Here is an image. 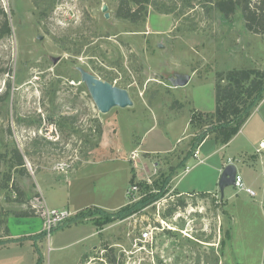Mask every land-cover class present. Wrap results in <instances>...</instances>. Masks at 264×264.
<instances>
[{"label":"rangeland","instance_id":"1","mask_svg":"<svg viewBox=\"0 0 264 264\" xmlns=\"http://www.w3.org/2000/svg\"><path fill=\"white\" fill-rule=\"evenodd\" d=\"M119 2L0 0L11 28L0 38V96L8 93L0 101V264H37L39 255L42 264H77L81 255V264H264L259 170L255 197L229 187L221 200L214 168L236 156L234 146L221 151L209 139L202 164L189 154L190 134L207 130L190 117L213 112L218 75L264 71V34L247 30L241 4L225 19L215 0H149L131 23L116 16ZM78 67L126 90L133 105L98 112ZM177 75L189 82L174 88ZM162 190L138 212L109 218ZM46 206L83 210L69 211L71 226L55 227L49 245L44 236L20 244L5 236L8 218H37ZM146 229L153 239L141 243Z\"/></svg>","mask_w":264,"mask_h":264},{"label":"trees","instance_id":"2","mask_svg":"<svg viewBox=\"0 0 264 264\" xmlns=\"http://www.w3.org/2000/svg\"><path fill=\"white\" fill-rule=\"evenodd\" d=\"M216 10L224 16L225 19L232 16L236 8L241 4L243 10V16L246 21V28L248 31L254 34H264V0H258L256 3H252L253 0H215ZM149 0H120L116 16L123 20H128L131 23H136L145 15L146 5ZM135 7V9H132ZM3 17V24L0 27V38L8 37L11 35V28L9 26L6 14L0 10ZM225 84L224 86L222 85ZM264 98V71L260 70H245V71H229L226 74L218 75L217 82L215 84V108L212 113L205 114L195 112L192 113L189 125L191 127H205L206 131H202L195 135L194 145L189 152L190 157L194 150L208 137L213 136L214 140L220 145H226L239 131L241 126L249 118L253 110ZM8 99L7 91L0 96V101H6ZM189 157V158H190ZM15 167H24V163L20 155H17V161ZM170 177H167L166 182ZM17 193L21 196L22 193L18 190ZM164 194V190L161 193L154 194L152 196H145L141 201L133 206H125L121 208L116 214L109 215L112 220L124 219L143 207L149 204L155 203V200ZM185 203H179L167 211V215L176 208H184ZM17 217H33V213H20ZM79 217H76L78 219ZM108 218V219H109ZM71 219V218H70ZM68 219V220H70ZM75 219V220H76ZM67 221V220H66ZM64 222V228L70 227L68 222ZM74 221V220H72ZM78 222H74L72 225H76ZM79 224V223H78ZM60 226V225H59ZM58 226V227H59ZM61 228V227H59ZM58 230L54 228L52 230ZM40 234L39 236H43ZM5 236H8V230L5 229ZM37 236L35 238H38ZM33 238V237H32ZM11 242H17V240H11ZM1 245V243H0ZM37 264H42L41 256L39 255Z\"/></svg>","mask_w":264,"mask_h":264},{"label":"crops","instance_id":"3","mask_svg":"<svg viewBox=\"0 0 264 264\" xmlns=\"http://www.w3.org/2000/svg\"><path fill=\"white\" fill-rule=\"evenodd\" d=\"M195 134L191 133L190 137H194ZM213 139V136H208L196 149H198L199 155L201 147L209 140ZM264 141V98L261 100V102L257 105V107L253 110L249 118L245 121V123L241 126L238 133L226 144V145H220L215 140V144L220 146V150H224L231 148L234 146V152L236 156H232L231 158L227 159V163L222 162L221 166L218 168H214L216 171V179H215V185L218 178L220 177V174L222 170L224 169L226 165H228V160L231 161V165H233L236 170L237 167L233 164V162L237 161L238 163H241V167L245 173L244 177L247 181V186L251 188V185L253 183L252 181V175L254 173H258L259 175L263 177L264 182V151L257 152L258 145L260 142ZM141 146H138L137 149L141 153L144 154H151L154 155L155 152L147 151V150H139ZM248 149H250L251 152H248ZM136 150V148L134 149ZM133 150V151H134ZM173 151V150H171ZM171 151L168 150V153ZM132 152V151H131ZM161 155V154H160ZM211 154H209L207 157H209ZM199 157V156H198ZM204 161V160H203ZM87 163V162H83ZM237 173L239 171L237 170ZM241 175V174H240ZM242 176V175H241ZM264 188V187H263ZM252 189V188H251ZM202 193V192H199ZM181 194V193H180ZM208 194V193H207ZM182 195V194H181ZM45 203V201H44ZM46 205V204H45ZM67 211H70L69 208H64ZM81 210H73L70 211L73 214H77ZM40 217H10L7 219V228L9 231V239L11 240H17V242H13L14 244H20V242H23V240H27V237H35L40 234H43L42 229V223H41ZM44 236V235H43ZM45 237V236H44ZM50 239V238H49ZM49 239L48 245H49ZM39 241V240H38ZM51 248H49L50 250ZM55 249H61V247H55ZM83 256L81 255L78 260L77 264H81V261L83 259Z\"/></svg>","mask_w":264,"mask_h":264},{"label":"water","instance_id":"4","mask_svg":"<svg viewBox=\"0 0 264 264\" xmlns=\"http://www.w3.org/2000/svg\"><path fill=\"white\" fill-rule=\"evenodd\" d=\"M77 71L80 74L81 83L86 86L91 100L101 114H107L114 108L126 109L133 105L126 90L103 82L80 67ZM189 79V76L177 75L170 82L174 88H177L185 86ZM236 174L237 170L231 164L226 165L222 170L217 184L221 200L224 198V190L234 187Z\"/></svg>","mask_w":264,"mask_h":264},{"label":"built area","instance_id":"5","mask_svg":"<svg viewBox=\"0 0 264 264\" xmlns=\"http://www.w3.org/2000/svg\"><path fill=\"white\" fill-rule=\"evenodd\" d=\"M262 152L264 151V141L260 142L258 145V150L257 152ZM199 152L198 149H196L193 154H192V158L195 159L197 161V164H202L204 161L199 159ZM139 158V155L137 153V151L131 152L129 159L134 163V167H137L139 161H137V159ZM231 161L228 160V164H230ZM156 166L153 165V173L156 174L157 172V168H155ZM191 168L189 167H185L184 169V173H188L190 171ZM234 188L238 191V192H243L246 195L250 196V197H255L256 196V192L251 189L250 187H248L242 176L240 174H236L235 176V180H234ZM130 197H133V195H135V193H137V186L133 185L130 188V191H128ZM72 213H70L69 211L66 210H56V209H49L47 206L43 209V211L40 214V218H41V223H42V233L44 234L45 238L49 239L50 238V233L52 232V230L61 225L62 223H64L66 220L70 219L72 217ZM156 229V228H154ZM153 239V235H152V229H146L144 233H142L140 235V239L139 242L141 243H148L151 242Z\"/></svg>","mask_w":264,"mask_h":264}]
</instances>
